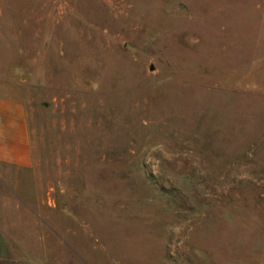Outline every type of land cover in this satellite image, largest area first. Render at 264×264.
Here are the masks:
<instances>
[{
  "label": "rangeland",
  "instance_id": "374dc122",
  "mask_svg": "<svg viewBox=\"0 0 264 264\" xmlns=\"http://www.w3.org/2000/svg\"><path fill=\"white\" fill-rule=\"evenodd\" d=\"M0 264H264V0H0Z\"/></svg>",
  "mask_w": 264,
  "mask_h": 264
},
{
  "label": "crops",
  "instance_id": "0c3cea01",
  "mask_svg": "<svg viewBox=\"0 0 264 264\" xmlns=\"http://www.w3.org/2000/svg\"><path fill=\"white\" fill-rule=\"evenodd\" d=\"M0 163L22 168L32 164L26 111L9 90L0 95Z\"/></svg>",
  "mask_w": 264,
  "mask_h": 264
}]
</instances>
